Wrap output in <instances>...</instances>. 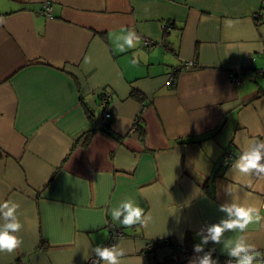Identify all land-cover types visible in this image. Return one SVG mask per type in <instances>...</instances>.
I'll list each match as a JSON object with an SVG mask.
<instances>
[{
	"label": "crops",
	"instance_id": "0c3cea01",
	"mask_svg": "<svg viewBox=\"0 0 264 264\" xmlns=\"http://www.w3.org/2000/svg\"><path fill=\"white\" fill-rule=\"evenodd\" d=\"M0 18V230L22 225L0 264H84L112 224L118 264L264 257V172L240 168L256 151L264 165V0H0ZM126 206L143 210L131 226ZM238 207L262 219L213 240ZM165 239L188 259L147 254Z\"/></svg>",
	"mask_w": 264,
	"mask_h": 264
},
{
	"label": "clouds",
	"instance_id": "9594fccd",
	"mask_svg": "<svg viewBox=\"0 0 264 264\" xmlns=\"http://www.w3.org/2000/svg\"><path fill=\"white\" fill-rule=\"evenodd\" d=\"M3 22V19L0 18V23ZM231 24V22H229ZM127 44L129 48L135 47L133 44V41L131 38L127 39ZM125 49L121 47V52H124ZM137 60L133 59V63H136ZM264 146V145H262ZM262 158V154L259 151L253 152L251 154L244 155L241 159L243 163L240 164V168L244 172H248L250 169H258L261 172H264V165H261L259 161ZM7 202H5L3 205H0V209L7 208ZM128 207V206H126ZM222 210H224L222 208ZM231 213V209H227ZM142 209H132L128 207V215L126 216L125 220L122 222L124 225L131 226L135 224L142 213ZM253 211V209L248 208L245 209L243 207L236 208L235 215L238 218L237 220H234L232 222L222 221L219 224H214L212 228L210 229V232L212 233V239L219 242L220 236L223 234V232L226 229H234L239 228L241 231H243L248 224L250 223H259L262 219L259 214L258 210L257 215L255 218H253L250 213ZM15 212V207L9 208L8 211L4 214L5 217L13 216ZM120 215L119 212H115L113 214L114 218L118 217ZM22 225L18 222L8 223L3 230H0V252H7L12 253L15 249H17L21 243L22 239L15 235L17 233ZM199 247V246H197ZM252 247L244 246L242 244H238L231 252L232 256L240 257L241 253H244L243 257L238 259L237 264H253V261L256 259L255 255H249L248 254V248ZM95 251L97 252V255L103 260L108 262V264H118V261L116 259L115 249L109 248V247H103L101 248L99 245H97ZM96 264V262H94ZM201 264H210V261L207 257L201 262Z\"/></svg>",
	"mask_w": 264,
	"mask_h": 264
},
{
	"label": "built area",
	"instance_id": "2783aa9c",
	"mask_svg": "<svg viewBox=\"0 0 264 264\" xmlns=\"http://www.w3.org/2000/svg\"><path fill=\"white\" fill-rule=\"evenodd\" d=\"M42 11L44 12V14L46 16L50 15V5L48 1H45L42 4ZM141 39V43L144 46H148L151 44V40L145 37H140ZM195 64L194 62H181L179 65L175 66L174 68H172L171 72L168 75L167 78V82H171L174 78V74L179 71V70H184V69H190L192 67H194ZM261 75L262 77H264V68H262L261 70ZM229 78L230 80H232V82L236 85L239 86L241 85V81L240 79H238L236 77V73L234 72H230L229 73ZM110 98H111V94L109 92H103L100 96V106H101V111H100V120L101 123L100 124H106L107 119L111 116V111H110V106H109V102H110ZM232 157V154L230 151H226L224 154V160L225 161H229ZM262 207H264V201H262ZM110 231H109V235L106 241H104L100 247H109V248H115L116 243L118 242V240H120L122 237H124L125 233L123 231L122 228H118L117 226H114L113 224L110 226ZM160 243H173L177 249V253H178V260L180 262H184L185 260L188 259L190 253H191V249L186 247L185 245L175 242L174 240H169V239H165V240H152L149 241L146 246H145V251L147 252V254L153 255L155 253V250L157 248V246ZM249 255H253L252 252H248ZM244 255V253H241L240 257H235L230 255L227 256H221V257H216L215 258V263L216 264H237L238 259L242 258ZM103 260L97 255V252L95 251V253L88 258L84 264H94V262H96V264H101ZM253 262H258L260 264H264V257L259 256L256 257V259Z\"/></svg>",
	"mask_w": 264,
	"mask_h": 264
},
{
	"label": "trees",
	"instance_id": "16d2710c",
	"mask_svg": "<svg viewBox=\"0 0 264 264\" xmlns=\"http://www.w3.org/2000/svg\"><path fill=\"white\" fill-rule=\"evenodd\" d=\"M170 25H172V24H170ZM101 96V95H100ZM130 96H132V97H135V98H137L138 100H142L143 99V97H142V95L140 94V92H138V91H132V93H131V95ZM88 137V136H87ZM232 160H230V162H231ZM170 240V239H169ZM170 245H173L174 246V244L173 243H169Z\"/></svg>",
	"mask_w": 264,
	"mask_h": 264
}]
</instances>
